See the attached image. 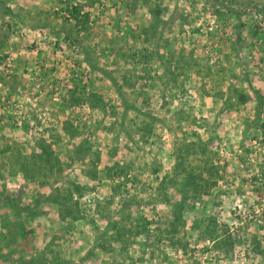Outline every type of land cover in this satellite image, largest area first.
Returning a JSON list of instances; mask_svg holds the SVG:
<instances>
[{"label":"rangeland","instance_id":"374dc122","mask_svg":"<svg viewBox=\"0 0 264 264\" xmlns=\"http://www.w3.org/2000/svg\"><path fill=\"white\" fill-rule=\"evenodd\" d=\"M187 173L207 192L173 230ZM258 242L264 0H0V264H264Z\"/></svg>","mask_w":264,"mask_h":264},{"label":"trees","instance_id":"16d2710c","mask_svg":"<svg viewBox=\"0 0 264 264\" xmlns=\"http://www.w3.org/2000/svg\"><path fill=\"white\" fill-rule=\"evenodd\" d=\"M75 14H77V12H75ZM75 14L72 15L71 17L72 18L75 17ZM153 15L155 17H157V13H154ZM73 19H76V18H73ZM112 83H113V81H112ZM255 99H256L255 109H256V111L259 112L262 102H261V97L258 93H255ZM121 104L124 107V110L132 109V106L126 104V102H124V101H122ZM43 154H44V156L48 155L47 152H45V151L43 152ZM198 178H199L198 176H194L191 173H187V175H185V178L182 180V182H179V190H180V194H181V199L172 204V208L170 210V213H171V220H170L171 229L175 230V227H177V225H179L181 223V215H182L183 210H184L183 206H184L185 200L187 198H191L192 200L193 199L198 200V199H200L201 195H203L207 192L208 184L205 182L201 183V181ZM212 223H213L212 221H208V223H205L204 219H201L197 223V227L200 229H203L202 231L204 233H206L207 235H210L213 232V229L211 227L209 228V225H211ZM119 234H120V236L123 235L122 232H119ZM225 239L230 240L229 236L227 238V235H226ZM259 249H260L259 242L255 243L252 250L258 251L259 253H262L263 257H264V250H259Z\"/></svg>","mask_w":264,"mask_h":264}]
</instances>
